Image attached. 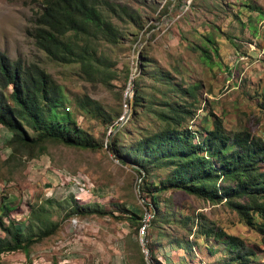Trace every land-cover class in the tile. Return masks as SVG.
Listing matches in <instances>:
<instances>
[{
  "label": "rangeland",
  "instance_id": "rangeland-1",
  "mask_svg": "<svg viewBox=\"0 0 264 264\" xmlns=\"http://www.w3.org/2000/svg\"><path fill=\"white\" fill-rule=\"evenodd\" d=\"M112 1L126 5L135 21L112 19L120 35L115 43H95L104 64L90 81L75 65L49 58L26 35L35 14L28 0H0V51L45 70L68 98L88 95L109 115L119 112L130 77L137 79L144 94L158 96L156 89L163 87L151 73L166 71L174 84L196 86L195 98H187L193 100L194 113L186 120L190 130L202 132L201 126L211 127L214 117L226 130L246 128L264 140V0ZM64 105L84 130L103 141L106 125L67 102ZM134 110L123 126L124 134L117 137L118 145L157 125L143 106ZM10 135L0 125V201L12 208L11 218L23 222L31 204L49 197L62 201L69 194L81 204H98L111 213L64 218L53 234L30 245L27 255L20 250L5 252L0 264H220L224 248L211 236L199 234L201 226L239 236L254 253L248 264H264V234L224 205L167 190L154 195L156 210L152 196L138 189L140 178L133 167L118 162L108 149H80L46 140L41 155L7 160ZM163 175L151 171L146 180L156 182ZM121 206L140 217L137 231L125 213H119ZM63 211L53 218L59 219ZM142 224L146 225L140 234Z\"/></svg>",
  "mask_w": 264,
  "mask_h": 264
},
{
  "label": "trees",
  "instance_id": "trees-1",
  "mask_svg": "<svg viewBox=\"0 0 264 264\" xmlns=\"http://www.w3.org/2000/svg\"><path fill=\"white\" fill-rule=\"evenodd\" d=\"M28 1L34 5L35 14L26 35L55 62L75 65L88 81L102 72L104 64L95 43L99 40L115 43L120 35L112 19L135 21L126 5L112 0ZM201 52L209 57L206 50ZM144 65L140 63V67ZM151 75L163 88L156 89L158 96L147 95L133 78L129 119L136 113L135 107L141 105L156 119V127L144 129L137 138L118 145L117 137L125 132L123 125L111 136L107 149L118 162L133 167L140 178L138 189L152 196L154 209L158 210L154 195L167 190L180 191L210 204L224 205L245 225L264 234L263 138L246 128L226 130L221 120L214 117L211 127L201 126L202 132L190 130L186 120L194 113L193 100L189 102L187 98H195L196 86L176 85L166 71L157 70ZM66 102L104 125L119 113L105 114L102 106L86 94L68 98L62 86L45 70L36 65L26 66L0 51V125L11 133L7 160L17 155L26 159L41 155L46 140L80 149L101 148L102 143L84 130L68 109L64 110ZM151 171L164 175L156 182H148L146 178ZM63 203L66 206L61 208ZM11 210L7 202L0 201V255L16 250L27 255L30 245L53 234L61 220L69 216L111 213L98 204H81L73 194L62 201L49 197L31 204L23 222L11 218ZM58 210H64L63 215L53 218ZM118 211L125 213L134 230L139 227L138 215L122 206ZM199 228V234L222 244L227 256L220 264H248L254 256L239 236L221 228ZM145 248L152 260L150 248Z\"/></svg>",
  "mask_w": 264,
  "mask_h": 264
},
{
  "label": "built area",
  "instance_id": "built-area-1",
  "mask_svg": "<svg viewBox=\"0 0 264 264\" xmlns=\"http://www.w3.org/2000/svg\"><path fill=\"white\" fill-rule=\"evenodd\" d=\"M132 78V77H130ZM131 84L127 82L120 102L119 113L106 125L104 139L101 142L102 148L107 149L108 141L111 136L120 129L129 119L130 115V107H129V99L131 97ZM117 160V159H116ZM146 224H142V227L139 229V233L143 234V228Z\"/></svg>",
  "mask_w": 264,
  "mask_h": 264
},
{
  "label": "water",
  "instance_id": "water-1",
  "mask_svg": "<svg viewBox=\"0 0 264 264\" xmlns=\"http://www.w3.org/2000/svg\"><path fill=\"white\" fill-rule=\"evenodd\" d=\"M132 78H130L129 80H128V82H129V84H131L132 83V80H131Z\"/></svg>",
  "mask_w": 264,
  "mask_h": 264
}]
</instances>
